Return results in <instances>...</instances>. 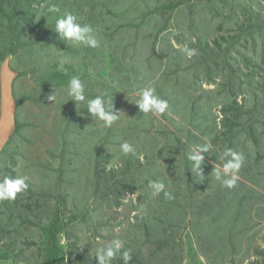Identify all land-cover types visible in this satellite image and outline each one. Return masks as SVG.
Masks as SVG:
<instances>
[{"label":"rangeland","instance_id":"1","mask_svg":"<svg viewBox=\"0 0 264 264\" xmlns=\"http://www.w3.org/2000/svg\"><path fill=\"white\" fill-rule=\"evenodd\" d=\"M147 1L93 0L91 16L80 22L94 28L95 48L68 45L58 34L40 41L45 23H55L51 12L34 31L31 47L1 63L0 115L10 104L13 129L0 146V180L26 176L28 188L14 200H0V264H39L46 253L43 227L55 220L56 211L67 221L59 240L68 264H97L96 248L113 240L122 242L121 254L130 252L128 264H264V121L252 125L258 146L250 141L242 148L240 140L235 142V152L252 154L243 161L234 193L222 187L208 196L201 218L188 219L193 206L185 197L186 181L210 187L214 172L202 164L203 176L209 175L197 178L189 160V172L183 169L197 145L210 142L215 150L213 136L202 133L211 120L222 128L226 95L211 93L217 85L208 83L210 76L220 83L239 68L256 89L262 85L264 0H190L191 6L157 14L148 11ZM170 1L178 0L149 3ZM141 13L147 20L135 19ZM166 25L153 48V35ZM205 44L223 67L227 56L232 59L233 69L225 67L218 77L214 68L209 71ZM172 46L176 51H167ZM185 46L196 49V56L187 58L179 50ZM163 54L170 58L160 59ZM72 76L81 78L87 98L112 99L119 119L110 128L69 100ZM145 87H154L167 101L163 114L139 111L135 101ZM251 90L244 88L246 98ZM52 94L55 101L48 99ZM192 96L200 97L195 121ZM259 99L264 107V95ZM237 132L234 128L220 139L219 147L225 150ZM125 141L134 152L121 151ZM167 158L174 160L167 163ZM241 171H248L247 177ZM153 180L165 185L158 196L148 187ZM121 254L111 264H125Z\"/></svg>","mask_w":264,"mask_h":264},{"label":"trees","instance_id":"2","mask_svg":"<svg viewBox=\"0 0 264 264\" xmlns=\"http://www.w3.org/2000/svg\"><path fill=\"white\" fill-rule=\"evenodd\" d=\"M152 0H148L145 3V7L148 8V11L150 10L151 13H159V12H173L177 10L181 6H191L190 0H178V1H170L167 3H163L162 5L156 6L154 3H149ZM210 2L215 0H209ZM100 3V2H99ZM98 3V4H99ZM56 5L60 12L56 13V15L63 14L66 11L73 12L74 14L78 15L81 18L90 17L92 10L96 7L93 0H0V65L3 61H5L10 56H17L18 53L22 50H25L27 47H31V41L32 35L34 31L41 26V24L45 22V17L47 15L50 16V13L48 9L52 6ZM156 6V7H153ZM91 7V8H89ZM213 7L215 8V4H213ZM89 8V10H87ZM75 9V10H74ZM80 11V14L78 12ZM147 14L141 13L138 17H136V20L145 21L147 20ZM89 19V18H88ZM170 22V16L167 18V23ZM145 25H149L143 22ZM166 23V24H167ZM54 24L55 23H45L46 31L43 33L42 38L40 41H42L45 38H50V36L57 35V33L54 30ZM142 25V23L138 24ZM173 29L177 30L180 33L181 29L176 25H172ZM157 27V26H156ZM166 30H168L167 25L164 27H160L157 30V33L153 35V48H156V44L158 43L159 36L163 33H166ZM55 37V36H54ZM166 37L163 36L162 40L163 43L165 42ZM179 40V39H178ZM181 41V39H180ZM203 39L201 37L198 38V43L200 46L203 44ZM219 47H221L219 45ZM172 47H169L167 51H176V48L172 49ZM210 46L208 44H205V48L202 49V51L207 52L209 51ZM31 53V52H28ZM166 54V53H165ZM209 54V53H208ZM170 55H161L159 56L160 59L164 58H170L168 57ZM196 56V54L194 55ZM210 60H206L204 64L207 65V68L209 71H213L212 68H214L213 72H216V77L220 76V74L223 73V70L225 67H228L229 69H233V66L231 65L232 59H230L228 56L225 59L224 67L221 63L217 61V58L215 54H209ZM202 59V58H201ZM201 61V60H200ZM205 61V60H204ZM212 63V64H210ZM253 64V63H252ZM254 69H259L257 65L253 64ZM234 74L232 72H229L228 75H226L223 80L218 83L215 81V77L213 78L210 76V79H208V83H214L217 85V87L214 90H211V93L213 95H219L224 94L226 96H223L224 100L222 103V128L226 130V134L222 133V128L220 130V126L217 125V120L214 118L211 120V128L205 129L202 133L206 134L209 133L210 136H213V139L211 140L213 142V146L215 147V150L209 149L207 153H202L204 157V163L203 165L208 168V170L212 173L214 172L215 168L218 166H221L223 164L222 160V154L224 151V148L219 145H222L224 143L220 142V139H224L225 136L230 134L233 129H237L238 132L234 134V136L231 138V140H228L226 142H229L227 148H231L233 151H237L235 142L241 141L242 148H246L248 146V142H253V147L256 145L258 146L257 140L255 136L253 135L252 128L253 124L256 125L258 123H261L264 121V107L261 106V100L259 97H263L264 95V74L260 76V78L263 80L262 85L259 88H255V85L252 86L253 81L251 82V76H247L244 73H239L241 70L239 68H235ZM228 72V71H227ZM254 76V75H253ZM252 76V77H253ZM212 78V79H211ZM243 78H247V82H242ZM246 89H252L248 93V97L246 98L244 88ZM255 88V89H254ZM255 91H254V90ZM261 89V92H258L257 90ZM261 94V95H260ZM220 96V95H219ZM241 97V99H240ZM218 99V96L215 97ZM238 99H240V102H238ZM200 103V97L192 96L190 98L189 105L192 107V115L191 119H195L201 114L199 105ZM212 112H209V116L213 115ZM245 116H250L251 118L249 120H244ZM190 119V118H189ZM204 123H208L207 119H204ZM195 121V120H194ZM193 123V122H192ZM228 131V132H227ZM246 131V132H245ZM251 131V133L249 132ZM222 133V134H221ZM247 133V134H245ZM237 135V136H236ZM176 139L177 136H175ZM180 143V142H179ZM184 143V142H182ZM221 143V144H220ZM251 143V142H250ZM183 145V144H182ZM255 145V146H254ZM252 154V153H251ZM251 154L243 155V161H248L251 159ZM256 156L258 154H255ZM173 156L172 154L168 155V158ZM166 162H171L174 160V158L168 159ZM186 157V164L183 166L184 171L187 173L189 172L188 161ZM189 166V167H188ZM181 171V176L182 170ZM249 171V170H248ZM248 171L242 172V175L247 177ZM210 173V174H211ZM209 174L206 173L205 176H208ZM261 175H263L261 173ZM203 176V179L205 178ZM260 176V174H259ZM198 178V176H196ZM212 178L211 181H209L210 187H208L205 183H200L201 188L197 187H191V181L187 179L186 181V200L187 204L190 206H193V210L189 212L191 216L188 217V219H192L193 217H202L203 213L202 211L207 214L206 207L208 205H205L207 197L210 196L211 198L214 195H217V190L224 187L222 186L221 182L218 181L215 176H210L209 179ZM190 183V184H188ZM194 189L201 190L196 192ZM228 189L227 187H224V190ZM230 192L234 193V187L229 189ZM219 191V190H218ZM195 201V202H194ZM197 205H194L196 204ZM219 204V203H218ZM216 205V204H211ZM209 205V206H211ZM217 206V205H216ZM204 207V208H203ZM55 220H53L51 223L43 227L44 234L46 235L45 243H46V249H45V257L39 264H68L67 262V253L65 248L61 245V242L59 240V233L64 231L67 221H63L59 215V211L55 212ZM211 215H208V217ZM200 250V249H199Z\"/></svg>","mask_w":264,"mask_h":264},{"label":"clouds","instance_id":"3","mask_svg":"<svg viewBox=\"0 0 264 264\" xmlns=\"http://www.w3.org/2000/svg\"><path fill=\"white\" fill-rule=\"evenodd\" d=\"M49 12L59 13L60 9L56 5H52ZM54 30L58 37L65 41L68 45H83L85 47L95 48L98 46V41L95 36V30L91 24L81 23L80 18L73 12L66 11L55 18ZM187 58H191L196 54V49L181 47L179 49ZM67 96L69 100L79 103L82 107H86L91 117H95L102 121V126L110 128L115 121L119 119V112H113L112 99H105L103 94L93 98H87L85 94V86L79 76H72L67 85ZM138 99L135 104L138 105L140 112L148 114H163L168 108L166 100L160 98L156 94L154 87H145L138 93ZM50 101H55L56 96L52 94L48 97ZM212 147L210 142L203 145H197L194 150L190 151L187 159L192 162L191 172L196 176L203 178L201 165L204 163L202 153H207ZM121 151L124 154L135 151L133 146L127 141L120 144ZM224 161L222 166H218L214 170L215 178L221 182L222 186L229 189L236 186L239 180V170L243 164V156L233 151L231 148H226L222 154ZM28 177L18 176L16 178L5 176L0 180V200H14L18 193L24 192L28 188ZM148 187L152 191L153 196H158L164 191L165 185L161 181H149ZM168 196L169 193L165 192ZM122 242L113 240L107 245L100 246L95 250L97 264H111L112 260L121 254ZM122 259L125 264L131 259L130 252L125 251L122 254Z\"/></svg>","mask_w":264,"mask_h":264},{"label":"crops","instance_id":"4","mask_svg":"<svg viewBox=\"0 0 264 264\" xmlns=\"http://www.w3.org/2000/svg\"><path fill=\"white\" fill-rule=\"evenodd\" d=\"M13 109L10 108V104L7 105V108L2 111L0 118V146H3L4 143L9 139V136L11 134V131L13 129ZM8 124V128L6 125Z\"/></svg>","mask_w":264,"mask_h":264}]
</instances>
